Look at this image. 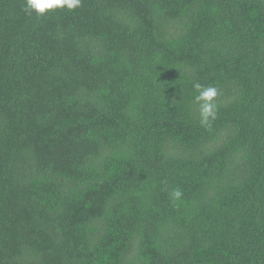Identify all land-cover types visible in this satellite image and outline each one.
I'll use <instances>...</instances> for the list:
<instances>
[{
  "label": "trees",
  "instance_id": "obj_1",
  "mask_svg": "<svg viewBox=\"0 0 264 264\" xmlns=\"http://www.w3.org/2000/svg\"><path fill=\"white\" fill-rule=\"evenodd\" d=\"M0 264H264V0H0Z\"/></svg>",
  "mask_w": 264,
  "mask_h": 264
},
{
  "label": "clouds",
  "instance_id": "obj_2",
  "mask_svg": "<svg viewBox=\"0 0 264 264\" xmlns=\"http://www.w3.org/2000/svg\"><path fill=\"white\" fill-rule=\"evenodd\" d=\"M81 4L82 0H24L25 11L29 14L35 13L38 18L58 9L74 11L80 8ZM192 87L195 91L194 103L198 106L199 122L201 126L210 127L217 117L219 89L212 85L204 86L199 82H194ZM182 195L179 188L170 192L173 200L181 199Z\"/></svg>",
  "mask_w": 264,
  "mask_h": 264
}]
</instances>
